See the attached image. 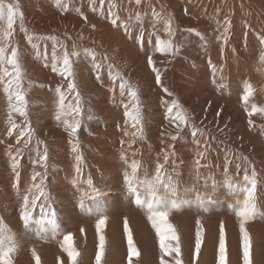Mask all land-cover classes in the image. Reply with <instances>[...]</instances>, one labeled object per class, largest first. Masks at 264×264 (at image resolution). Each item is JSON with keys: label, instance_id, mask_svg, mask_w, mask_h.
Returning a JSON list of instances; mask_svg holds the SVG:
<instances>
[{"label": "rangeland", "instance_id": "obj_1", "mask_svg": "<svg viewBox=\"0 0 264 264\" xmlns=\"http://www.w3.org/2000/svg\"><path fill=\"white\" fill-rule=\"evenodd\" d=\"M18 3L23 16L35 28L30 27L27 33L14 30V40L9 43V47L19 50L23 86L30 89L27 120L10 111L7 94L0 84V215L19 242L14 264H35L33 248L40 255L41 264H61V261L70 264L67 253L60 247L68 232L74 234L81 253L79 264H95L99 244L97 217L85 213L77 191L88 187L89 178L104 193L100 199L84 201L93 210L102 202L108 216L104 264H128L125 219L140 251L138 258L133 257V264H161L159 237L147 218L150 197L141 191L139 198L145 206H140L136 202L137 193L126 188L124 172L131 171L133 160L143 165L141 173L147 171L149 175L155 172L157 162L169 170L176 169L184 185L196 184L205 193L213 192L210 186L203 185L205 180L211 184L214 177L220 186L211 201L201 205L194 193H189L186 197L189 202L183 203L181 199V206L170 214V222L180 236L181 259L183 264H218L223 223L229 264H242L239 217L231 208L235 200L223 181L230 175L233 181L243 184L245 171L251 174L255 168L258 206L264 210V114L248 115L251 104L264 107V61L259 59L264 55V43L259 39L264 36V0H142L139 5L135 0H105L103 11L100 0H60L59 4L57 0H18ZM109 8L119 17L116 25L111 23ZM153 11L160 14L159 20ZM137 15L141 20L136 19ZM168 18L172 21V37L165 31ZM5 27L6 21H0V32ZM21 31L22 39L17 35ZM29 35L33 36L31 43ZM141 35L142 41L138 40ZM47 37H54L55 41ZM160 39H172L173 52L156 51ZM32 44L38 47L34 49ZM85 49L95 52L98 68L90 55H84ZM54 50L56 56L65 50L70 54L81 53L78 58L71 57L74 82L84 106L75 138L55 118L56 88L60 86L66 92V103L74 102L75 93H68L69 79L51 70ZM37 51L41 53L39 57ZM149 56L154 66L148 63ZM154 68L159 70V84ZM117 71L138 89L143 138L125 114L124 105L132 109L130 90L121 94ZM248 83L253 86L254 95L246 106L242 97ZM172 100L189 117L188 124L179 129L167 113L170 105L166 102ZM175 112L176 109L173 116ZM9 117L18 126L12 135L8 134ZM250 119L253 124H249ZM193 125L199 130L195 138ZM29 127L33 130L32 141L25 147L17 143L16 133L23 131V139L27 140ZM37 139L42 143L38 145ZM74 140L79 143L76 152L72 149ZM45 145L46 167L37 163V149L43 153ZM205 145L202 178L197 181L195 160ZM122 153L126 154L127 162L121 159ZM78 154L82 157L79 161ZM14 158L18 161L15 172ZM34 173L40 174L35 180ZM33 183L44 187L63 229L55 237L49 233L46 240L25 231L22 223V196L30 189L35 192L31 188ZM239 195L243 199L244 193ZM42 202L43 197L37 202L34 219L47 215L39 208ZM197 221L204 229L199 257L195 255ZM247 227L253 237L254 264H264V219L257 217ZM165 259L175 264L171 257Z\"/></svg>", "mask_w": 264, "mask_h": 264}, {"label": "snow or ice", "instance_id": "obj_2", "mask_svg": "<svg viewBox=\"0 0 264 264\" xmlns=\"http://www.w3.org/2000/svg\"><path fill=\"white\" fill-rule=\"evenodd\" d=\"M58 4L60 0H57ZM94 2V0H93ZM111 2V0H110ZM105 0H100L101 11H103V5ZM137 5L142 3V0H135ZM115 7V4L112 5ZM96 9L93 8V11ZM109 16L112 17L111 23L113 25L117 24L119 19L118 15L112 11V8L108 9ZM153 15L159 20L160 14L153 11ZM22 22L24 19L23 12L20 9L18 0H0V21H6V27L0 32V84H3V89L7 94V100L9 103V109L12 113H19L20 116L24 117L27 120L28 116V99L27 92L30 89H25L23 86L24 72L19 59L20 53L17 47H9V43L14 35V26L17 22V19ZM87 19V17H85ZM137 20H141V17L137 15ZM142 22V21H141ZM165 31L168 33L169 37L173 36L172 31V21L171 18L165 20ZM125 30H127V24H124ZM22 31L26 32L27 29L23 28L21 23ZM188 31H195L189 29ZM197 35H200L198 32ZM29 43L32 42L33 36L29 35L27 37ZM47 39H52L55 41L54 37H47ZM143 36L141 35L138 40L142 41ZM260 41L264 43V36L259 37ZM225 42H227L225 40ZM32 47L36 49L38 46L32 44ZM174 44L172 39H160L158 41V46L156 51L158 52H173ZM84 55L91 56L94 66L99 67V64H96V54L94 51L85 49ZM37 56L39 57L41 53L37 51ZM80 52L73 51L71 54L65 50L61 56L55 55V50L53 51V63L50 65L51 70L55 73H58L61 77L69 79L67 84L68 93H75L74 102L66 103L67 95L66 92L61 90V87L56 88V93L58 99L56 101L57 111L55 118L58 121H62L66 130L70 131V134L73 138L77 136V131L81 127L82 117L84 113L83 100L80 92L78 91L77 85L74 82L75 72H74V62L71 57H79ZM45 58H47V53H44ZM261 61H264V55L259 57ZM148 63L153 65L155 62L152 57L149 56ZM111 68V66H110ZM154 71L157 72V83H160V74L159 70L154 68ZM215 72V67L213 68ZM115 76L120 79V89L121 94H124V91L130 90V97L132 101V109L129 110V105H124L125 114L129 118L133 129H136L140 132L141 138H143V115L140 109L138 89L127 80H124L121 74L117 71ZM31 83V82H30ZM245 91L243 93V101L245 105L248 106L250 98L254 95L253 86L248 83L245 85ZM164 91L168 93V89L165 88ZM171 95V93H168ZM170 106L167 107V113L173 120L176 122L177 128H181L188 124L189 117L185 111L178 105L176 100L166 102ZM176 109L175 116H173V110ZM264 114V107L251 104V110L248 115L252 116L253 114ZM91 119V117H88ZM249 124H253V121L250 119ZM9 135L17 129V124L9 117ZM193 131L192 135L195 138L199 132L195 128V125L192 126ZM33 130L29 127L27 133L28 139L25 140L23 137L25 133L19 131L17 135V143H23L25 147L32 141ZM176 139V136L172 137ZM135 141L133 140L132 143ZM36 143L39 145L42 143L39 139L36 140ZM123 143V141H122ZM199 144V141H196ZM79 148L78 141L74 140L72 142V149L76 152ZM39 160L37 163H44L45 167L47 166L48 151L47 146L45 145L43 153H39L37 149ZM207 154V145H205L204 150L198 153V158L195 160V179L198 181L201 177L200 169L201 158ZM19 155V153H17ZM82 157L78 154L76 160L79 161ZM168 154L165 153L164 159L168 160ZM121 159L127 162L126 154H121ZM227 160V157H226ZM18 165V161L14 158L12 163L13 171L15 172ZM143 168V165L133 160L131 163V171L124 172V180L126 182V188L129 192L137 193V204L140 206H145L144 201L139 198V193L144 191L150 197L147 205L146 211L148 213L147 218L151 221L152 226L155 228L156 234L159 237V248L163 253L160 257L161 264H170L168 259L165 257H171L174 260L175 264H183L181 259V245H180V236L176 227L170 222V214L173 210L178 209L181 206V199L183 203H188L186 198L189 193H194L195 200L204 205L206 201H211L216 195V190L220 184L211 178V184L205 180L204 187H211L213 189L212 193H205L199 191L196 184L184 185L181 180L180 174L177 173L176 169L169 170L163 164L157 162L155 172L151 175L147 171L140 172ZM76 171L80 172V167L77 165ZM228 170L225 168V173ZM39 173H34L33 180L39 176ZM243 184H238L231 178L230 175H226L223 181V186H226L228 189V194L234 197L235 203L231 205L232 210L239 217V232L241 234V246H242V264H254L253 261V237L250 234L249 228L247 227L250 221L255 220L257 217L264 219V210L258 206L257 198V184H258V173L255 171V168H252L251 174H248L247 170L243 177ZM76 183V181H73ZM87 188H78L77 191L80 192V203L84 208V211L89 216H96L95 229L99 234V244L98 251L95 256V264H104V257L106 252V237L105 229L108 222V216L105 214V210L101 204L97 205L95 210L88 207L84 203L85 200L89 198L100 199L104 196V193L101 191L100 187L96 186L92 179L87 180ZM32 189H35V192L29 190L28 194L22 196L23 200V215L22 223L24 230L28 232H33L35 235L41 239H47L49 233L52 237L59 235L63 229L60 226L57 214L53 209L50 202H48L47 193L44 190L42 184L33 183L31 186ZM18 191V185H17ZM240 193H244L243 199L240 198ZM44 198V202L39 204V208L42 212L47 215L42 218L34 219L33 212L37 208L38 201H41V198ZM199 227L196 232V242H195V255L199 257L201 251V245L203 243L204 229L203 225L197 221ZM47 225V227H46ZM81 232L84 231L82 228ZM124 231L127 233V248H128V264H133V257H139L140 251L136 246V243L133 239L132 229L129 227L127 219L124 220ZM60 247L63 249L70 260V264H79V258L81 256L80 251L77 249L74 234L68 232L63 236V239L60 243ZM19 252V242L17 240L16 233L10 228L8 224L4 222L3 216L0 215V264H14V256ZM32 254L35 257V264H41V257L32 249ZM175 254V255H174ZM63 264V261H61ZM218 264H229V253L226 241V233L224 224L220 225V237H219V257Z\"/></svg>", "mask_w": 264, "mask_h": 264}, {"label": "bare ground", "instance_id": "obj_3", "mask_svg": "<svg viewBox=\"0 0 264 264\" xmlns=\"http://www.w3.org/2000/svg\"><path fill=\"white\" fill-rule=\"evenodd\" d=\"M9 2H12V0H9ZM46 2V1H45ZM49 2V1H48ZM20 3V2H19ZM22 3V2H21ZM27 3V2H26ZM25 3V4H26ZM47 3V2H46ZM50 3H52V2H50ZM57 4V3H56ZM20 5V4H19ZM45 5V4H44ZM28 6V5H27ZM26 8V7H25ZM36 10V9H35ZM40 12V11H39ZM30 14V13H29ZM40 14H42L41 12H40ZM38 15H39V13H38ZM33 16V15H32ZM43 16V15H42ZM37 17H39V16H37ZM37 17L35 18L36 20H37ZM39 19V18H38ZM38 21V20H37ZM21 23L23 24V28L24 29H27V31L26 32H24V33H27L28 31H30V27H32L33 26V22H30V19H28V17H24V19H23V21L21 22L20 20L19 21H17L16 22V24H15V30H17V29H20V30H22L21 29ZM43 22H41L40 24H42ZM3 25V24H2ZM39 26V25H38ZM42 26V25H41ZM34 28H35V26H33ZM47 29V28H46ZM38 30V29H37ZM44 31V30H43ZM23 32L21 31L20 33H18L17 35L19 36V38L20 39H22L21 37H24V34H23ZM35 32V31H34ZM38 32V31H37ZM30 33V32H29ZM22 34V35H21ZM14 38V37H13ZM12 38V39H13ZM14 40V39H13ZM12 40V41H13ZM18 40V39H17ZM20 45V44H19ZM12 46V45H11ZM15 46V45H14ZM22 53V52H21ZM32 63H33V61H31ZM23 65V64H22ZM29 78V77H28Z\"/></svg>", "mask_w": 264, "mask_h": 264}]
</instances>
